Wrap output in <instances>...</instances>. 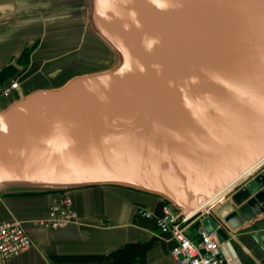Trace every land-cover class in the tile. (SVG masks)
Masks as SVG:
<instances>
[{
	"label": "water",
	"instance_id": "obj_1",
	"mask_svg": "<svg viewBox=\"0 0 264 264\" xmlns=\"http://www.w3.org/2000/svg\"><path fill=\"white\" fill-rule=\"evenodd\" d=\"M84 8L114 61L0 110V195L125 186L264 239V0Z\"/></svg>",
	"mask_w": 264,
	"mask_h": 264
},
{
	"label": "crops",
	"instance_id": "obj_2",
	"mask_svg": "<svg viewBox=\"0 0 264 264\" xmlns=\"http://www.w3.org/2000/svg\"><path fill=\"white\" fill-rule=\"evenodd\" d=\"M17 2L0 0V19L4 11H10L11 15L17 14ZM9 25L11 27H5V31H1L0 26V46L4 43L12 45L13 40L22 34L18 32L19 29H13L14 24ZM9 31L15 32L4 39L5 33ZM2 57L0 53V63ZM69 194L76 221L58 228L43 227L39 221L46 217L50 205L63 193L0 195V222L18 219L32 239V245L25 252L9 259H0V264H52L51 255L109 253L124 243L149 240L153 242L146 252L145 262L138 259L134 264H176L171 255L174 242L168 240L167 235L157 228L133 222L139 206L144 205L149 209L155 207L157 199L154 197L111 186L82 187L69 190ZM227 200L229 196L223 197L220 202L225 203ZM205 215L189 220L187 226L191 236L194 237L198 229L204 228L202 217ZM255 234L256 231L233 230L227 240H221L224 251L235 256L234 264H264V239Z\"/></svg>",
	"mask_w": 264,
	"mask_h": 264
},
{
	"label": "rangeland",
	"instance_id": "obj_3",
	"mask_svg": "<svg viewBox=\"0 0 264 264\" xmlns=\"http://www.w3.org/2000/svg\"><path fill=\"white\" fill-rule=\"evenodd\" d=\"M85 1L18 0L17 14L3 12L1 31L14 24L13 29H19L22 34L12 45L4 43L0 46L3 56L0 67L9 62L16 65V71L0 84V89L13 80L20 87L0 101V108L14 96L37 88L54 87L71 75L102 69L111 63L110 51L97 40L85 19ZM14 32L5 33L4 39ZM36 39L38 44L31 52L28 65L16 64L19 51Z\"/></svg>",
	"mask_w": 264,
	"mask_h": 264
},
{
	"label": "built area",
	"instance_id": "obj_4",
	"mask_svg": "<svg viewBox=\"0 0 264 264\" xmlns=\"http://www.w3.org/2000/svg\"><path fill=\"white\" fill-rule=\"evenodd\" d=\"M19 83L11 81L0 89V101L10 92L17 90ZM206 207L202 213H208ZM142 216H152L149 211L139 210ZM187 217H181L170 205L162 206L161 215L156 217L157 229L174 242L171 255L176 264H234L235 256L224 251L223 243L215 230L204 228L197 230L193 237L188 232ZM76 221L73 201L69 195H63L49 207L45 218L39 221L46 228L62 227ZM32 245V239L18 219L12 218L0 222V259L5 260L25 252Z\"/></svg>",
	"mask_w": 264,
	"mask_h": 264
},
{
	"label": "trees",
	"instance_id": "obj_5",
	"mask_svg": "<svg viewBox=\"0 0 264 264\" xmlns=\"http://www.w3.org/2000/svg\"><path fill=\"white\" fill-rule=\"evenodd\" d=\"M96 38L98 41L104 44V46L110 51L112 55L111 57L112 61L107 66L109 67L114 61V58H115L114 53L100 38H98L97 36ZM37 44H38V40L36 39L31 45H24L21 51H19V56L16 58V64L27 66L29 63L31 52L34 50ZM97 70H101V69H93L90 71L81 72L79 74L97 71ZM14 71H16V65L15 64L13 65L10 62L0 67V84L8 80ZM72 76L73 75L65 78L62 82H60L56 86L63 84L65 81H67ZM28 92L24 93V95L27 94ZM18 97L19 95L14 96L5 105L3 104L0 109H3L4 107H6L10 102L17 99ZM107 186L128 189V190L135 191L138 193L150 195L151 197H154L155 199H157V203L153 209H149L148 207L141 205L138 207L139 209H137L133 217V222L140 226L157 228L156 227V217L161 215L162 206L168 203L165 199H162L161 197L157 195L139 191V190H136L130 187L117 186V185H107ZM89 187H92V186H89ZM50 192H61L63 193V195L71 196L69 194V190H66V191H18V192L6 193L5 195H35V194H43V193H50ZM139 210L149 211L152 213V216H142L139 213ZM152 242L153 240L143 241V242H140V241L128 242V243H124L120 245L119 247H117L113 251H110L109 253L58 254V255H51L50 259L52 261V264H134V262L138 261V259H140V261L144 263L146 252L151 247Z\"/></svg>",
	"mask_w": 264,
	"mask_h": 264
},
{
	"label": "bare ground",
	"instance_id": "obj_6",
	"mask_svg": "<svg viewBox=\"0 0 264 264\" xmlns=\"http://www.w3.org/2000/svg\"><path fill=\"white\" fill-rule=\"evenodd\" d=\"M255 167L254 166H252L249 170L251 171V170H253ZM229 188V186L227 187V188H225V190L224 191H226L227 189Z\"/></svg>",
	"mask_w": 264,
	"mask_h": 264
}]
</instances>
